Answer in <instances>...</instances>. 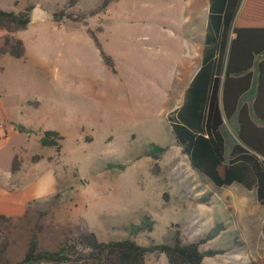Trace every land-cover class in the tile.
<instances>
[{"label":"rangeland","instance_id":"1","mask_svg":"<svg viewBox=\"0 0 264 264\" xmlns=\"http://www.w3.org/2000/svg\"><path fill=\"white\" fill-rule=\"evenodd\" d=\"M14 1L0 0V9L12 10ZM20 1L49 17L68 4ZM208 6V0H78L68 12L86 15L84 22L37 21L41 36L56 42L49 53L40 50L53 65L45 89L35 73L24 82L41 107L26 118L22 134L0 129L2 142L22 159L24 178L44 177L7 237L14 240L11 259H22L38 224L41 250L90 231L102 242L131 239L142 247L174 245L178 237L210 254L202 264H264V242L258 252L249 249L250 235L231 214L225 200L231 189L192 168L171 130L169 116L182 106L183 88L201 63L197 42L205 39ZM26 35L34 43L37 31ZM53 79L60 86L55 96ZM46 130L61 131L59 152L40 144ZM224 132L237 133L231 121ZM145 264L168 263L148 253Z\"/></svg>","mask_w":264,"mask_h":264},{"label":"trees","instance_id":"2","mask_svg":"<svg viewBox=\"0 0 264 264\" xmlns=\"http://www.w3.org/2000/svg\"><path fill=\"white\" fill-rule=\"evenodd\" d=\"M242 1L209 0L205 58L184 94L182 106L169 119L175 139L192 168L216 187L237 182L249 191L255 190L258 203L264 206V59L256 64V57L264 55V0H244L243 4ZM77 2L68 0L63 10L51 14L52 22L58 25L66 21L84 22L86 15L68 12ZM13 5L12 10L0 9V30L4 32L0 36V59L4 55L25 56L24 44L14 34L31 24L34 4L23 7L21 1L16 0ZM231 27L235 38L231 41L224 70L225 39ZM87 32L98 46L93 32L90 29ZM218 48L220 57L215 60ZM101 55L110 65L111 59L102 51ZM255 64L257 87L249 107L246 103L241 105L240 101L249 94ZM233 119L237 125V142L226 155L221 129L225 122ZM63 138L59 132L48 130L40 143L59 152ZM14 157L13 174L20 170L22 163L18 155ZM39 159L34 156L32 161ZM11 225L10 217L0 215L1 234ZM41 229L38 224L34 226L24 258L16 263L7 259L10 241L1 236L0 264H145L148 253L164 255L168 264H202L204 257L210 255L200 252L198 244L183 243L178 237L174 245L142 247L131 239L102 242L90 231L67 237L56 250L47 251L40 248L38 232Z\"/></svg>","mask_w":264,"mask_h":264},{"label":"crops","instance_id":"3","mask_svg":"<svg viewBox=\"0 0 264 264\" xmlns=\"http://www.w3.org/2000/svg\"><path fill=\"white\" fill-rule=\"evenodd\" d=\"M209 6L207 15L208 19ZM50 18L51 17H49L48 19ZM208 19L206 20L203 26V35L205 39L207 38L206 34L208 27ZM30 23L31 24L28 25L26 30L14 34L15 38L23 42L25 47V56L23 58H13L9 55H4L0 59V121L3 123V128L6 130V132L8 131L10 135H14L15 133L22 134L25 128L24 125L26 124V118L30 115L31 111H38L41 107V101H39L37 97L30 96L29 90L24 86V82L28 79L29 72H32L34 76L36 74V76L39 77L43 90L45 89L46 77L51 76L52 74L51 70L53 65L51 63V55L45 52L40 53V50L47 49L49 53L56 46V42L54 40H51L52 38L44 39L41 36V33L38 31L39 26H37V23L39 22H33L31 20ZM232 27L228 30L225 39V57H223L224 70L228 59L231 41L235 38V34L233 33ZM30 29L37 31V35L33 37L34 43H29L28 39H30V37L26 35V32ZM220 33L222 32L220 31ZM3 34L4 32L0 30V36H2ZM221 38L222 37H220L219 40ZM205 39H199L197 42L200 43V46H202L201 63L195 73L192 75V77L186 82L182 91L183 94H185L194 77L196 76L197 72L202 66L203 58H205ZM214 56L215 60L219 59V48L215 50ZM262 59H264L263 54L261 56H257L256 64ZM256 64L255 67L252 69L254 77L249 90V94H247L241 99V105L246 103L249 105V107H251L254 101L258 75ZM221 78H223V76ZM53 83L54 85L50 86L49 88L52 90L51 92L55 96V94H58V92L60 91V86H56V79H53ZM231 122L237 132V125L235 120L233 119ZM255 122L257 123L256 120ZM199 125L202 127L203 120ZM52 131H57L62 135L61 131ZM221 131L223 132V135L225 137V151L226 155H228L230 154L234 144L237 142L236 134L238 132L235 133V136L229 134L227 135L225 134L226 132H224V126L222 127ZM44 132L45 131L40 132V140L41 138H43ZM7 138L10 139V137ZM15 149L13 148L11 151L8 150L7 146L5 145V143L2 142V138L0 137V215L10 217L12 219V225L8 228V230H5L3 232L4 234H1L0 229V238L1 236L8 237L14 235V232L16 231L17 227L15 224V218H25V215H27V205L29 204V202L36 200L37 196H39L36 195V189L39 190L40 187H44L43 175L38 177L32 176L30 178H24V176L21 174V168L18 172L14 174L12 173V160L13 158H15V155H18V157H20L18 152L15 153ZM39 161L40 159L36 162ZM15 185H17L18 187H16ZM23 185H26V191L25 189H20V186ZM217 188H230V193L233 191L231 194L229 192V194L225 193V200L229 201V205H231L232 208L231 214L235 218L238 227H240L239 229L241 230V232L243 234H248L251 237L249 249L253 248L254 251L258 252L260 240L264 242V206H262L261 204L260 205L262 207L258 206L255 190L249 191V189L245 188L243 185L237 182H234L229 186ZM13 242L14 240L10 241V245L14 244ZM11 247L12 246H9V249L6 252L7 259L12 263L21 261L24 258L25 253L23 254L22 259L13 260L9 257V251Z\"/></svg>","mask_w":264,"mask_h":264},{"label":"water","instance_id":"4","mask_svg":"<svg viewBox=\"0 0 264 264\" xmlns=\"http://www.w3.org/2000/svg\"><path fill=\"white\" fill-rule=\"evenodd\" d=\"M44 17H46V18L49 17V15L47 14L46 11H44L43 9L38 8V7H33L32 14H31V20L33 22L40 21Z\"/></svg>","mask_w":264,"mask_h":264},{"label":"built area","instance_id":"5","mask_svg":"<svg viewBox=\"0 0 264 264\" xmlns=\"http://www.w3.org/2000/svg\"><path fill=\"white\" fill-rule=\"evenodd\" d=\"M1 128H3V124H2V122L0 121V129H1Z\"/></svg>","mask_w":264,"mask_h":264}]
</instances>
